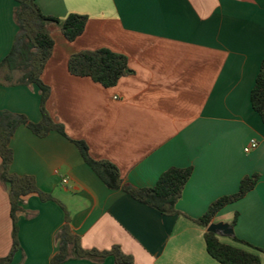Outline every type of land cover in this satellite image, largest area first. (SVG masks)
I'll list each match as a JSON object with an SVG mask.
<instances>
[{
    "label": "crops",
    "instance_id": "1",
    "mask_svg": "<svg viewBox=\"0 0 264 264\" xmlns=\"http://www.w3.org/2000/svg\"><path fill=\"white\" fill-rule=\"evenodd\" d=\"M34 1L46 16L78 14L87 22L73 42L48 26L54 47L41 74L50 88L46 110L67 138L55 131L37 137L21 126L10 141L11 173L32 178L51 197H23L11 264H50L66 220L83 250L117 246L132 264H219L195 220L253 174L259 176L253 189L212 222L232 228L231 236L216 235L220 242L246 248L237 238L264 248V123L249 100L264 59V0ZM15 7L0 0V62L18 33ZM101 48L124 55L132 73L111 88L68 73L72 54ZM0 110L39 123L38 88L0 83ZM252 139L257 147L245 153ZM70 140L83 141L93 160L112 163L133 188L154 187L171 167H191L177 213L162 215L108 189ZM11 244L9 189L0 182V258Z\"/></svg>",
    "mask_w": 264,
    "mask_h": 264
},
{
    "label": "trees",
    "instance_id": "2",
    "mask_svg": "<svg viewBox=\"0 0 264 264\" xmlns=\"http://www.w3.org/2000/svg\"><path fill=\"white\" fill-rule=\"evenodd\" d=\"M14 1L16 3L14 19L18 26V33L10 52L0 62V83L3 85H35L40 93L41 120L39 123H32L22 114L0 110V182L9 189L12 221L11 249L6 257L0 258V264H11L15 252L19 250L16 212L19 210L23 197L38 193L43 200L51 198L38 192L32 178L11 173L13 154L10 141L12 136L19 127L25 126L37 137H45L55 131L67 138L62 126L56 124L46 110L50 88L41 80V74L54 47L48 26L51 24L57 26L63 38L67 42H73L83 33L87 22L86 16L78 14H70L63 20L46 16L41 13L34 0ZM67 71L74 77L89 78L103 88L115 86L122 77L132 73L124 55L105 48L72 54L67 62ZM249 100L252 110L264 123V59L260 63ZM70 141L78 149L83 161L108 189H121L133 199L155 209L162 215L177 213L175 205L191 175V167H171L159 176L154 187L133 188L123 185L121 175L112 163L93 160L83 141ZM258 178L257 174L245 176L235 193L216 199L195 222L206 229L220 210L240 200L252 190ZM203 237L208 255L219 264L262 263L261 256H264V248L251 246L237 238H234V241L246 248L224 244L215 234L206 230ZM57 240L59 248L50 264H62L78 259L100 263L106 257H112L115 264H132V258L124 255L117 246L103 252L83 250L79 246L77 236L70 231L67 220L58 232Z\"/></svg>",
    "mask_w": 264,
    "mask_h": 264
},
{
    "label": "water",
    "instance_id": "3",
    "mask_svg": "<svg viewBox=\"0 0 264 264\" xmlns=\"http://www.w3.org/2000/svg\"><path fill=\"white\" fill-rule=\"evenodd\" d=\"M206 231L220 236H231L233 234L232 228L228 224H223L221 222H212L208 225Z\"/></svg>",
    "mask_w": 264,
    "mask_h": 264
},
{
    "label": "built area",
    "instance_id": "4",
    "mask_svg": "<svg viewBox=\"0 0 264 264\" xmlns=\"http://www.w3.org/2000/svg\"><path fill=\"white\" fill-rule=\"evenodd\" d=\"M257 147V141L252 139L250 140V142L248 143V145L244 148V152L248 153L251 150L255 149Z\"/></svg>",
    "mask_w": 264,
    "mask_h": 264
}]
</instances>
